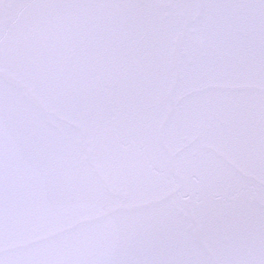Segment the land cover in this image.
Here are the masks:
<instances>
[{"label": "snow or ice", "instance_id": "6c2138e0", "mask_svg": "<svg viewBox=\"0 0 264 264\" xmlns=\"http://www.w3.org/2000/svg\"><path fill=\"white\" fill-rule=\"evenodd\" d=\"M0 264H264V0H0Z\"/></svg>", "mask_w": 264, "mask_h": 264}]
</instances>
